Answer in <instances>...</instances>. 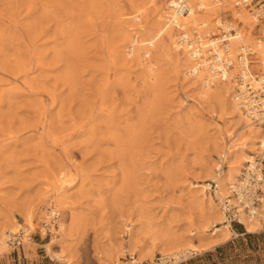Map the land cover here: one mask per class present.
<instances>
[{"label": "rangeland", "instance_id": "374dc122", "mask_svg": "<svg viewBox=\"0 0 264 264\" xmlns=\"http://www.w3.org/2000/svg\"><path fill=\"white\" fill-rule=\"evenodd\" d=\"M158 1L0 0V233L23 237L0 264H67L49 242L76 264H107L122 249L120 264H180L232 241L197 264H264V223L255 239L232 233L208 251L166 254L222 226L206 228L209 198L222 210L208 182L230 135L248 130L226 101L193 92L186 47L157 35ZM134 35L145 43L128 55ZM73 179L55 226L47 189Z\"/></svg>", "mask_w": 264, "mask_h": 264}, {"label": "bare ground", "instance_id": "6f19581e", "mask_svg": "<svg viewBox=\"0 0 264 264\" xmlns=\"http://www.w3.org/2000/svg\"><path fill=\"white\" fill-rule=\"evenodd\" d=\"M157 1L158 0H150V2L154 4H156ZM237 1L238 0H192L191 12L187 16L178 19L177 22L179 25H184V26L185 25L189 26L191 23L194 25H200L202 31H205L206 33H210L211 34L210 36H212V34L218 33L217 29L220 24V20L223 17V14L225 12L227 13L230 12L231 15L233 16V21H229L228 26L237 29L240 38L234 39L231 43L230 52L228 54H225L224 56H222L223 52H221L220 58L226 56L235 58L238 55L237 52L240 50L242 42L245 44L253 45L260 36L264 35V24L260 23L256 18H254L247 9L243 8L242 6L238 7L236 5ZM167 5H168L167 0H163L162 6L159 7L158 9L157 15L159 20L158 19L157 20L159 21L158 23L160 29L159 31H157L159 32L157 33V35L162 36L164 35V33H167L169 40L171 41V45L177 51L184 50V47H186L184 53L187 56V60L185 62L184 68L185 69L191 68L190 69L191 71L189 70L187 71L188 76H191L190 78H193V80L191 79L192 80L191 89L193 90V92L200 95V97L206 100L210 99L212 101H216V103L217 102L223 103V101H226V103L229 104V106L234 110V112L242 119L244 127L247 128L246 130H248V132L244 133L248 136L244 138H243L244 135H242V133L239 132L238 133L236 132L233 136L230 135L231 145L230 144L226 145V147L223 150L224 153L221 156L224 159L223 162L227 164V168L223 173V175L220 176L217 173V170H220L221 167L219 165V158H218V166L216 168V173L212 178L213 180H211V181H216L218 183V187H217L218 189L216 191L217 199L221 204L225 216L224 201L231 197V191H230L231 185L238 181V178L240 177V175H242L243 170L248 166L250 162L253 161L255 156L260 153V149H264V128L260 125V123H256L252 121L250 118L246 117L245 114L239 109L238 103L235 101L234 98L235 85L230 81L231 78L228 81H221L217 77L210 76L207 66H204L203 68L199 67L198 61L196 60V58H198L197 54L192 52V48L191 47L189 48L187 45L180 44L182 39L180 36L181 32H178V30L174 28L173 25L169 24V21L167 19V8H168ZM220 14L221 16L219 17V19H217ZM215 24H216V32L214 29ZM260 24L261 26H259ZM256 28H259L258 34L254 35L253 33L256 30ZM185 29L187 28L185 27ZM134 32H137V30L136 31L134 30ZM252 38H256V39H254L253 41ZM211 42H213V40L210 39L207 40V43H211ZM133 43H134L133 46H129L131 51L128 53V55L130 53L132 55L134 52L138 51L139 47L145 43V40L140 39V37L137 35H134ZM135 45L136 47H134ZM206 46L208 47L210 46V44ZM210 48L211 47H208L207 50H209ZM258 147H259V152L255 154L254 151ZM247 149H250V152L254 153L255 155L252 157L251 156L248 157V154L246 152ZM212 166L214 165L212 164L211 166L206 168L207 169L206 173L208 175L209 173L213 172ZM74 180L75 179L68 181L67 184H63L62 186L55 185L54 188H51L53 191L51 189L50 190L47 189L49 193L47 199H49L50 201L47 203V205L51 206L50 208L51 210L48 211V213L52 215L53 220L57 221V219L59 218L60 216L59 209H66L65 208V205H67L66 194H65L66 191L62 192L63 191L62 189H64L66 185L71 184ZM203 186L204 185H196L195 187L202 188ZM67 202H69V200ZM209 203L212 205L213 208L212 211H214V213L212 216H210L211 223L208 226H206V228L213 227L214 225H217L219 223L222 224V226L216 227V231L213 232L212 237L209 240L204 241L202 245L190 243L185 247L176 246L169 253L166 250L167 251L166 254H170V256L175 257V259L176 258L180 259L181 257L185 258L188 257L189 255L198 254L203 251H208L211 248H214L215 246H218L229 240L230 235L234 233V230L231 227L232 226L231 223L230 222L228 223V221H226V217L222 216V212H221L222 210L219 211V209H215V205L211 198H209ZM68 206L67 209L70 208ZM70 210H72V208ZM43 211L44 209L41 210L42 214ZM65 212L67 213V211ZM239 212H243V210H240ZM32 213L28 212L27 214H25V221L30 230H32L34 227L33 217L36 212L35 213L32 212ZM66 215L69 214L67 213ZM240 220L243 225L245 224L248 232L250 233L257 232L264 223V209H261L259 215L255 217H251V216L248 217L247 215L242 213ZM14 224H15L14 229H16V231L19 230L20 227L21 228L23 227V224L18 221H15ZM52 224H54L53 221ZM60 227L63 230L64 228L63 224H60ZM50 228L52 229L53 227L50 226ZM235 236H238V234H235ZM13 239L14 237L10 238V234L6 232L0 233V254H3L5 251H7L6 247L8 245L10 246ZM45 248L47 250V253L50 254L52 257L54 258L56 257L58 260L67 264H76L73 263L70 257H68L63 250L56 249V246H54L52 242L45 244ZM124 252H125L124 249L118 250L117 251L118 256L110 260H106L105 262H108L107 264H120V255H122ZM163 259H168V257H165ZM136 260L138 262H141L138 259ZM170 260L172 264L173 259ZM176 263L177 261L173 262V264Z\"/></svg>", "mask_w": 264, "mask_h": 264}, {"label": "built area", "instance_id": "2783aa9c", "mask_svg": "<svg viewBox=\"0 0 264 264\" xmlns=\"http://www.w3.org/2000/svg\"><path fill=\"white\" fill-rule=\"evenodd\" d=\"M191 2L192 0H167V19L170 25L181 32L180 44L192 48V52L197 54L199 67L207 66L210 76L217 77L221 81H228L231 78L230 81L235 85L234 98L239 109L246 117L260 123L264 128V35L260 36L253 45L242 42L235 58L230 56L220 58V53L223 52L222 56L228 54L232 41L240 38L237 29L228 26L229 19L233 21V16L225 12L220 20L218 33L210 36V33L201 30L200 25L178 24V19L191 12ZM236 5L247 9L254 18L264 24V0H238ZM209 39L213 42L207 43ZM208 44H210L208 47H211L209 50L206 46ZM223 161V157L219 158L221 167L217 173L220 176L227 168V164ZM208 184L209 190H212L217 197L218 183L210 181ZM230 191L231 197L224 201V205L226 221L231 225L234 223L243 225L240 220L242 213L248 217H255L259 215L261 209H264V149H260V153L243 170L238 181L231 185ZM240 210L243 212H239ZM52 221L55 226L58 225L56 220ZM41 234L47 237L54 233L44 222ZM22 244L23 237H14L10 247L16 249ZM125 264L159 263L138 262L134 255H130Z\"/></svg>", "mask_w": 264, "mask_h": 264}, {"label": "trees", "instance_id": "16d2710c", "mask_svg": "<svg viewBox=\"0 0 264 264\" xmlns=\"http://www.w3.org/2000/svg\"><path fill=\"white\" fill-rule=\"evenodd\" d=\"M233 226L235 228V231L238 233V236L241 237L237 241L238 243H242L244 239L251 240V239H255V238L258 237V235H256V234L247 233L245 231V227L243 225H241V224L234 223ZM234 246H235V242L234 241L228 242V243H226V244H224L222 246L217 247L215 249V251H208L202 256H197V257L191 258V259H189V260H187L185 262H182L180 264H197L201 260H209V259H211L214 256V254L223 253L226 250L233 248Z\"/></svg>", "mask_w": 264, "mask_h": 264}, {"label": "crops", "instance_id": "0c3cea01", "mask_svg": "<svg viewBox=\"0 0 264 264\" xmlns=\"http://www.w3.org/2000/svg\"><path fill=\"white\" fill-rule=\"evenodd\" d=\"M232 227V226H231ZM244 227H245V229L247 230V228H246V226H245V224H244ZM232 229L234 230V233L235 234H238L236 231H235V229L232 227ZM212 249V248H211Z\"/></svg>", "mask_w": 264, "mask_h": 264}]
</instances>
